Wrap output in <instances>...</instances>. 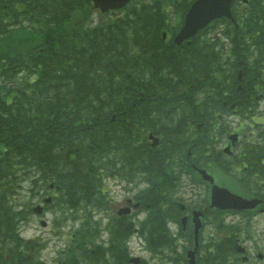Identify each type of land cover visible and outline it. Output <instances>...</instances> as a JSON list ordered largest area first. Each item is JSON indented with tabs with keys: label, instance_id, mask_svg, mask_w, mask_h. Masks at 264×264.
<instances>
[{
	"label": "trees",
	"instance_id": "16d2710c",
	"mask_svg": "<svg viewBox=\"0 0 264 264\" xmlns=\"http://www.w3.org/2000/svg\"><path fill=\"white\" fill-rule=\"evenodd\" d=\"M261 1L246 0L234 21L220 20L231 44L225 55L209 29L214 23L189 44L163 41L160 0L96 21L85 0H0V264H46L35 242L19 235L31 210L15 201V170L35 168V179L29 171L19 178L37 188L52 181V206L76 218L81 211L86 225L89 205L105 204L101 169L117 168L128 181L132 171L146 174L150 217L171 215L168 171L186 147L202 156L211 138L208 105L221 98L240 60L261 70ZM149 132L159 145L148 143ZM165 197L167 212L159 201ZM225 250L215 244L206 264H226Z\"/></svg>",
	"mask_w": 264,
	"mask_h": 264
},
{
	"label": "rangeland",
	"instance_id": "374dc122",
	"mask_svg": "<svg viewBox=\"0 0 264 264\" xmlns=\"http://www.w3.org/2000/svg\"><path fill=\"white\" fill-rule=\"evenodd\" d=\"M91 12V18L93 20H96L98 18H100L99 16H101V14L99 15L97 11H95L94 9L90 11ZM172 14V13H171ZM175 15L172 14L169 17L170 20V24L171 25L173 23V17ZM102 17V16H101ZM103 18V17H102ZM215 30H219L221 28L215 26L214 27ZM262 108H263V112H264V101L262 102ZM235 122V121H233ZM248 129V128H246ZM260 129V127H259ZM113 167V166H112ZM212 169H210L213 173H217L216 169L214 167H211ZM33 170L35 168H32ZM26 171L21 172H16L14 175H21L20 177H23L26 174ZM30 173L28 175H32L33 174V179L36 178L35 172L36 169L34 171H29ZM35 174V175H34ZM107 172H103L102 175V179L103 180H107L110 188L108 189V193L113 192L114 194L111 195L112 201L114 202V207H117L118 205H121L124 202V198L128 196V194L124 191V187L126 185L124 184H118V179L117 182L114 178L115 176H111V177H106L105 175H107ZM217 175H226V173L223 174H217ZM105 176V177H104ZM18 177V176H15ZM28 179L26 181H21L22 178H18V180L16 181V184H19V190H18V201L23 202V203H27L28 207L32 208L33 205H35L37 198L40 197V195H42L43 193L46 195H57V193H55V189L51 190V189H47L44 188L43 190L40 191L37 190V195H33V193H31L30 191V177H27ZM115 180V181H113ZM106 181V182H107ZM220 183L226 185L228 188H230L233 191H237L240 192L242 194L247 195L248 194V190L244 187V185L238 181H236L235 179L232 178H225V177H220ZM15 183V182H14ZM117 184V185H116ZM131 185V184H130ZM132 185L135 188H141L143 186L141 180H138L137 182H132ZM132 186V187H133ZM124 197V198H123ZM57 213H60V211H57ZM101 213H96V216H99ZM103 214V213H102ZM55 214L53 212V210H48V212L45 214L44 218L47 219V225L45 227L40 226L39 224V219L37 216L33 215L30 213V218L27 222H25L24 224H20L19 225V231L20 234L24 237H32V238H37L36 236L40 237L41 239V243L44 244L42 250L39 251V256L44 259L47 262H55L56 257L58 255V252L60 251V254L63 253L62 248H63V244L66 242L67 238H68V226H69V221L70 219H68V222L65 226V223L63 224H53V220H54ZM95 217V216H94ZM137 217V216H135ZM254 218V217H252ZM251 218V220H252ZM238 217H231V216H226L225 217V223H229L231 222L230 220L233 221H237ZM259 220V226H255V225H251V229H252V233L254 235V237L257 238V243L255 242V240H250L249 237L243 232L242 235L247 236V238L244 240V242L247 245H255L257 244L258 248L260 251H264V236H263V232H264V215L259 214V218H257ZM254 221V219H253ZM251 222L252 224L254 222ZM258 228V229H257ZM212 231V229H210V232ZM205 236L207 235V232L204 234ZM64 257V255H63ZM57 264V263H54ZM240 264V263H237ZM257 264H264L262 259L259 260L257 262Z\"/></svg>",
	"mask_w": 264,
	"mask_h": 264
},
{
	"label": "flooded vegetation",
	"instance_id": "af4514ba",
	"mask_svg": "<svg viewBox=\"0 0 264 264\" xmlns=\"http://www.w3.org/2000/svg\"><path fill=\"white\" fill-rule=\"evenodd\" d=\"M229 138H230L229 135H226L225 140H224V145H229L230 152H233V150H234L237 142L239 141V139L233 141L232 138H230V139ZM258 138H259V133H258ZM237 164H240V167H242L243 169L247 168V165H245L244 161L239 159V158H237ZM250 169L253 170L252 174L257 179L256 183L252 184L251 189L255 194L252 196H258L259 195V155L253 157V166H250ZM261 174L264 175L263 172ZM211 188H212L211 185H209L208 183H205L203 188L198 189V194L203 192V195L205 196L204 197L205 204L203 206V209L196 206L197 210H199L201 212L200 218L203 221L205 220V215L207 214V212H209V198H207L206 195L209 196ZM232 211L233 210H229V212H232ZM249 211L259 215V204ZM186 221H188V220H186ZM188 246H189L188 241L184 240V237L181 234H176L175 242H171L170 244H168L167 242H160L159 244L150 245L148 253L151 255L152 259H157L156 264H163V263L168 264V262L170 264H181V257H182L183 253L186 257L193 259L194 264H203V262L206 260L205 257L202 260V262L197 263V256L199 254L202 255L201 252L203 251L201 249L199 243L196 244L194 242V246L192 247L193 254H188L189 249H186L184 251V249L187 248ZM176 249L180 250V252H181L180 257L178 259L168 258L167 254L174 252ZM255 255H256L257 259H259V253H255ZM246 256H247L246 260H245L246 264H253L252 261L255 258L252 257V253H250L249 255H246ZM177 257H178V253L176 255V258ZM167 259H169V260H167Z\"/></svg>",
	"mask_w": 264,
	"mask_h": 264
},
{
	"label": "water",
	"instance_id": "95a60500",
	"mask_svg": "<svg viewBox=\"0 0 264 264\" xmlns=\"http://www.w3.org/2000/svg\"><path fill=\"white\" fill-rule=\"evenodd\" d=\"M128 0H93L95 6L100 7L102 10H106L112 7H121ZM231 0H196L190 6L184 24L180 31L175 37V41L179 42L183 38L193 35L200 27L206 24L210 19L226 15L230 16L229 5ZM156 142V138H153V143ZM220 197H223L222 195ZM229 198V196H227ZM231 203H240L244 205L245 203L254 204L256 199L243 200L238 196H232L229 198ZM260 201V200H259ZM37 210V208H35Z\"/></svg>",
	"mask_w": 264,
	"mask_h": 264
}]
</instances>
